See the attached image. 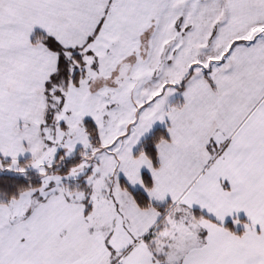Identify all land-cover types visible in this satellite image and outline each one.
Instances as JSON below:
<instances>
[{"label": "snow or ice", "instance_id": "6c2138e0", "mask_svg": "<svg viewBox=\"0 0 264 264\" xmlns=\"http://www.w3.org/2000/svg\"><path fill=\"white\" fill-rule=\"evenodd\" d=\"M0 264H264V0H0Z\"/></svg>", "mask_w": 264, "mask_h": 264}]
</instances>
